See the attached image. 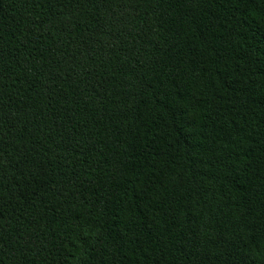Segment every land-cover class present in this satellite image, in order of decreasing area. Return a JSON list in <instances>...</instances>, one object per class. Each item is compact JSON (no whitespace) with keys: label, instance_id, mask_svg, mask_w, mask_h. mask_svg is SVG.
I'll use <instances>...</instances> for the list:
<instances>
[{"label":"trees","instance_id":"1","mask_svg":"<svg viewBox=\"0 0 264 264\" xmlns=\"http://www.w3.org/2000/svg\"><path fill=\"white\" fill-rule=\"evenodd\" d=\"M0 264H264V0H0Z\"/></svg>","mask_w":264,"mask_h":264}]
</instances>
